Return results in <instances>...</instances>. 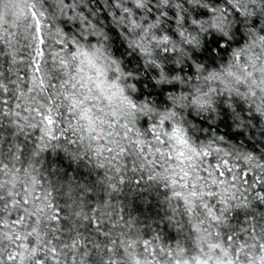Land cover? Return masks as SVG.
Wrapping results in <instances>:
<instances>
[{
	"label": "clouds",
	"instance_id": "obj_1",
	"mask_svg": "<svg viewBox=\"0 0 264 264\" xmlns=\"http://www.w3.org/2000/svg\"><path fill=\"white\" fill-rule=\"evenodd\" d=\"M21 3L25 9L35 6L38 13H44L41 19L48 54L46 70L50 83L55 85L49 92L55 94L58 110L63 113L56 126L59 139L49 143L51 156L41 154L39 162L29 157L32 168L15 165L26 169L17 177L16 191L21 197L25 195L23 186L31 188L34 174L42 181L37 190L50 189L65 209V237L77 231L90 235L86 217L96 215L105 225L117 224L114 236L122 231L135 238L146 226L155 228L159 224L163 228L166 221L160 217L168 211L165 193L189 192L195 180L197 191L216 193L212 198L204 197L210 207L220 211L221 198L228 202L229 230L238 228V219H233L238 212L246 220V227L255 221L257 234L260 233L264 227V201L254 195V185L255 177L264 180V0ZM0 4L7 6L6 0H0ZM11 21L9 14L0 33L16 32ZM31 24L30 16L22 21L16 38ZM20 42L25 44L21 52L27 62V42ZM5 46L6 41L0 38V48ZM20 67L23 69L24 65ZM3 70L4 56L0 53V71ZM64 93L84 101L81 109H91L98 128L120 134L109 140L128 146V163L120 165L125 183H119L120 174L110 161L105 160L104 168H97V160L109 154L97 156V141L90 139L95 133L89 134L86 121L79 120L78 112L68 114ZM29 115L38 122L33 113ZM7 124L0 117V128ZM174 129H179L187 147L172 136ZM125 131L127 139L123 136ZM4 138L5 132L0 131V143ZM135 139L143 140V155L129 144ZM99 142L104 143L103 137ZM192 148L200 155L193 153ZM181 150L185 152L183 164L176 158ZM204 150L210 153L208 157L203 155ZM249 153L253 159L245 160ZM143 156L154 157L155 162L141 168ZM132 160L136 161V171H132ZM224 160L232 166L230 173ZM217 163L225 170L224 177H219ZM181 169L190 176L181 179ZM244 171L248 172V184L242 182ZM173 172L178 181L175 189L164 179ZM233 175L238 177L235 183ZM4 179L7 177L0 175V180ZM137 179L141 181L139 185ZM213 179L216 184H212ZM185 180L188 188L181 187ZM221 180L223 184L219 183ZM111 184L117 187L113 189ZM171 203L182 210V201L174 199ZM200 204L197 200L196 219L206 224V210ZM176 219L181 217L177 215ZM170 231L175 233V227L170 226ZM184 236H189L187 228ZM3 246L11 248L7 243ZM0 256L5 257L7 264L6 252H0ZM93 259L102 264L99 257ZM80 261L77 255L76 264ZM61 264H65L63 257ZM67 264H73L71 256H67Z\"/></svg>",
	"mask_w": 264,
	"mask_h": 264
},
{
	"label": "snow or ice",
	"instance_id": "obj_2",
	"mask_svg": "<svg viewBox=\"0 0 264 264\" xmlns=\"http://www.w3.org/2000/svg\"><path fill=\"white\" fill-rule=\"evenodd\" d=\"M6 5L0 4V29L11 14V27L16 30L15 33H0V38L6 41V46L0 48V53L4 56V70L0 71V117L8 122L4 128H0V131L5 132V138L0 143V175L7 177L0 180V252H6L7 264H61L62 257L67 264V256H71L73 264H76L77 255L81 257L80 264H96L94 256L99 257L102 264H121L122 261H126V264H264V227H261L260 233L257 234L256 222L253 221L251 226L246 227V220L240 218L237 212L233 219H238V228L229 230L231 221L227 218L228 202L221 198L223 208L220 211L210 207L204 197L212 198L216 193L197 191L195 180L192 181V190L189 192L173 190L171 195L165 193L168 197V211L160 217L166 221L163 228L159 224H156L155 228L146 226L135 238L125 236L122 231L114 236L113 231L117 224L105 225L96 215L86 217L90 235L86 236L77 231L65 237V209L59 206L50 189L37 190L36 186L42 181L34 174L31 176V188L23 186L25 195L20 196L16 191L17 177L26 169L15 165L27 164L28 168H32L29 157L39 162L41 154L51 156L48 152L49 143L59 139L56 126L60 123L63 113L58 110L60 105L54 99L55 94L49 92L55 85L50 83L46 70L48 54L41 19L44 13H38L35 6L30 10L25 9L21 0H6ZM29 16L32 24L28 25L23 35L17 39L21 22ZM81 20L83 22L84 18L81 17ZM21 40L27 42V62L21 52L25 47ZM61 64L65 65V62L61 60ZM21 65H24L23 69ZM99 87L100 84L97 83V88ZM63 96L67 101L68 114L78 112L79 120L86 121L84 126L89 134L95 133L94 136L90 135V139L97 141V156L104 152L109 154L105 159L97 160V168H104L105 160L110 161L115 172L120 174L119 183H125L120 165L128 163V146L118 140H109V137L120 134L114 131L105 133L104 128H98L97 120L90 114L91 109H81L83 100L68 93ZM107 98L111 100V97ZM30 113L39 118L38 122H34ZM63 135L64 131L61 129L60 136ZM123 136L127 139L128 132L125 131ZM172 136L178 138L179 144L188 146V142L180 136L179 129H174ZM102 137L104 143L99 142ZM143 143V140L139 139L129 141L140 155L144 154ZM219 150L217 148V151ZM148 151L151 153L152 150L149 148ZM156 151L163 155L160 149ZM191 151L197 156L200 155L195 148ZM203 155L208 157L210 153L204 150ZM167 156L171 159L172 153L169 152ZM184 157L183 150L176 153V158L181 164L184 163ZM187 159L191 160L192 157ZM251 159V153L245 156V160ZM154 162V157L143 156L140 167ZM131 163L132 171H136V161L132 160ZM223 164L230 173L232 166L229 161L224 160ZM215 167L219 177L226 175L219 163ZM181 172V179L190 176V173L183 169ZM164 179L175 189L178 182L175 172ZM237 179V176H232L233 183ZM255 180L254 195L264 201V180L260 177H255ZM136 182L138 185L141 183L140 179ZM242 182L249 183L247 171L242 173ZM216 183L217 180L213 179L212 184ZM219 183L223 184L224 181ZM111 187L115 189L117 185L111 184ZM181 187L188 188L186 180ZM174 199L182 201V210L171 203ZM197 200L201 201L200 207L206 210V224L196 219L199 214L196 209ZM35 201L41 202L36 204ZM177 215L181 217L180 220L176 219ZM120 219L125 217L122 215ZM170 226L175 227V233L170 231ZM185 228L188 229V237L184 236ZM233 232L236 234L233 235ZM4 243L10 244L11 248L4 247ZM4 259L5 257L0 256V264H4Z\"/></svg>",
	"mask_w": 264,
	"mask_h": 264
}]
</instances>
